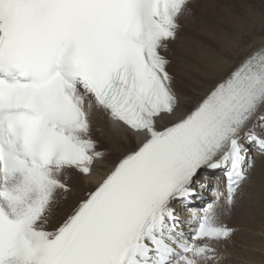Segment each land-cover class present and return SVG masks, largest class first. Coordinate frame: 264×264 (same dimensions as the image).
<instances>
[{"label": "snow or ice", "instance_id": "obj_1", "mask_svg": "<svg viewBox=\"0 0 264 264\" xmlns=\"http://www.w3.org/2000/svg\"><path fill=\"white\" fill-rule=\"evenodd\" d=\"M195 2L0 0V264H222L264 163V45L218 76L221 54L206 90L178 81L167 53ZM74 178L84 197L49 231Z\"/></svg>", "mask_w": 264, "mask_h": 264}, {"label": "bare ground", "instance_id": "obj_2", "mask_svg": "<svg viewBox=\"0 0 264 264\" xmlns=\"http://www.w3.org/2000/svg\"><path fill=\"white\" fill-rule=\"evenodd\" d=\"M235 3L233 0H196L195 14L180 20L181 28L177 39L169 45L167 53L168 58L172 61V71L178 81L200 80L203 82V89L206 90L210 87V81L213 79L209 73L215 70L221 54L228 57V63L224 65L223 71L219 72L218 76L225 75L254 49L264 45V38L254 42L253 32L250 28L244 27L242 28L244 31L242 29L236 31L240 28L236 25L241 22L238 21L237 24H235L236 20L233 22ZM252 6L249 7L252 8ZM251 8H247V10L251 12ZM249 22L246 23L249 24ZM261 30L259 29V31ZM241 32L247 34L245 44L250 42L251 45L246 48H242V46L234 53L228 51L227 41ZM91 125L92 137L97 141L99 147L101 149L111 147L113 134L107 118L102 113H94L91 116ZM256 161V168L250 173L249 183L244 188V198L232 215L225 218L227 221L231 219L232 223L227 224L228 227L240 230L234 233L231 242L226 245L229 246L231 243L234 245L237 236H239L237 238L241 237V243L240 246L238 245V251L226 250V245L221 246V254L225 257L222 264H235L236 262L238 264H264V163L259 157H256ZM224 182L223 176L217 175L210 179L209 185L210 187L214 185L217 191L223 192ZM71 183L73 195L67 201L59 199L58 203L53 206L51 222L47 229L49 231L57 227L66 218L72 207L84 197L86 189L82 182L74 178ZM205 195L213 197L211 192H205ZM242 250L249 251L253 256L250 257L251 254L247 252L249 256L246 258L247 255H244Z\"/></svg>", "mask_w": 264, "mask_h": 264}, {"label": "rangeland", "instance_id": "obj_3", "mask_svg": "<svg viewBox=\"0 0 264 264\" xmlns=\"http://www.w3.org/2000/svg\"><path fill=\"white\" fill-rule=\"evenodd\" d=\"M234 2H236L235 3V11H233V18H235L234 20H233V22L236 20V22H235V24H237V22L239 21V23L240 24H237L236 26H240V28L239 29H237L236 31H240L242 28H244V27H246V28H250L251 29V32H253V37H254V42H258V40H261V39H263L264 38V0H233ZM247 4V5H246ZM252 6V8L251 7H249V6ZM239 6H241V7H239ZM255 6V7H254ZM243 7V8H242ZM241 8V9H240ZM247 8L248 9H250L251 8V10H254V13L251 11H249V10H247ZM257 8H259L258 10H257ZM238 9H239V11H238ZM243 9H245V10H243ZM244 11V13H243V11ZM248 12H247V11ZM245 15H243L242 13ZM245 12H246V14H250V15H246L245 14ZM258 12V13H257ZM257 13V14H256ZM261 13V14H260ZM240 14H242V15H240ZM251 14H252V16H251ZM257 15H258V17H257ZM244 16V17H243ZM247 16V17H246ZM253 17V18H252ZM242 18V19H241ZM246 18V19H245ZM245 20H246V22H249V24L248 23H246L245 22ZM254 20V21H253ZM255 22V23H254ZM251 23V24H250ZM242 24H244V25H242ZM242 25V26H241ZM251 25V27H249V26ZM259 25V26H258ZM259 29H262L261 31H259ZM243 31H244V29H242ZM259 31V32H258ZM255 35V36H254ZM249 45H251V43L250 42H248L247 44H245V45H243V47L242 48H246V46L248 47ZM235 66V65H234ZM233 66V67H234ZM207 193H210V192H207ZM206 196V195H205ZM209 196H207V198H208ZM214 199V197H209L208 198V200L209 201H211V200H213ZM234 218V217H233ZM235 220V219H234ZM224 222L226 223V224H231L232 222H231V219H229L228 221L227 220H224ZM236 231L238 232V231H240V230H237L236 229ZM235 231V232H236ZM237 237H239V236H237ZM235 238V240H234V242L235 243H233L234 245H232V243H231V245H226L225 247H226V250H231L232 249V251H238V245L240 246V243H241V237L240 238ZM231 242V240L229 241V243ZM234 248V249H233ZM245 248V247H244ZM244 253H243V252ZM241 251V253H243L244 255H247L246 256V258H248V256H249V254H251V253H249V251H244V250H242ZM247 252L249 253V254H247ZM246 253V254H245ZM251 256H253L252 254L250 255V257ZM235 257V256H234ZM238 259V258H237ZM236 260V259H235ZM237 264H238V262H236ZM235 263V264H236ZM230 264V263H229Z\"/></svg>", "mask_w": 264, "mask_h": 264}]
</instances>
